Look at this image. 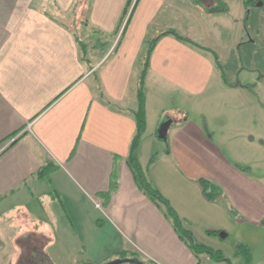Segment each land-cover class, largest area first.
<instances>
[{
  "label": "crops",
  "instance_id": "obj_1",
  "mask_svg": "<svg viewBox=\"0 0 264 264\" xmlns=\"http://www.w3.org/2000/svg\"><path fill=\"white\" fill-rule=\"evenodd\" d=\"M74 1L0 0V264L25 262L32 247L44 252L45 264H104L110 258L116 259L106 264H212L207 255L192 253L137 187L125 157L146 40L173 28L201 44L189 32L205 19L218 24L227 12L207 14L191 0H131L118 28L127 0H89L77 8ZM223 1L229 8L230 0ZM246 3L262 6L264 0H237L249 10ZM75 18L86 61L68 27ZM249 71L238 68L239 75ZM152 77L177 92L183 108L213 103L210 127L205 115L204 125L189 115L171 117L166 146L154 153L144 148L148 108L156 111L157 139L163 121V101L150 95ZM251 78L246 82L256 81L253 90L241 80L225 82L210 51L161 36L144 78L146 130L136 155L197 240L216 243L218 234L207 230H226L221 237L235 231L245 238L248 264H264V175L255 173L264 144V77ZM215 120L217 129L211 128ZM222 146L238 154L234 162ZM48 159L56 169L36 176ZM114 168L118 184L104 202L98 193L109 189ZM199 178L215 182L223 194L207 200ZM21 205L28 208L20 212ZM224 254L232 264L244 262L242 255Z\"/></svg>",
  "mask_w": 264,
  "mask_h": 264
},
{
  "label": "rangeland",
  "instance_id": "obj_2",
  "mask_svg": "<svg viewBox=\"0 0 264 264\" xmlns=\"http://www.w3.org/2000/svg\"><path fill=\"white\" fill-rule=\"evenodd\" d=\"M227 2L229 4V9L227 14L223 15L222 17L223 20L221 22H218V24H216L214 23L213 19H205L204 24H198L197 28L195 27V29L193 31H190L189 33L192 35V37L202 39L201 41L199 40L201 44L203 43V45L205 44L210 45L214 50L218 51L223 65V72H225L226 74V75L224 74V76L226 78H228L230 81L233 82L241 80V82L244 84L246 81H251L252 75L256 77L255 78L256 80L257 77H260L259 76L260 73H264V5L254 7L252 6L251 3H249V5L247 4L245 5L246 7L249 8L248 10L243 7L241 9V7H239L237 4V0H230ZM240 11L243 12L244 15L241 14L240 16H238ZM236 18H237L236 21H232V19H236ZM220 33H222L221 36ZM153 35L157 36L158 32H155ZM250 37L253 38V41L251 42H250ZM236 39L237 41L235 44L233 41ZM107 40L109 41V38L106 37V41ZM84 41L86 40L84 39ZM97 41H98L97 45L103 43L101 39ZM232 51H238L236 54V58H234V56H231L232 54H234ZM241 66L250 70L252 72V75L250 71L242 72V74L239 75L238 68H240ZM147 82H148V86L152 91L150 95L152 97H155L157 95L159 100L163 101L162 102L163 110L160 111L161 118L163 119V121L167 119H171V117L189 115L191 119H195L197 122L203 124L204 122L203 115H205L207 119L206 120L207 126L210 127L209 120H211L212 117L209 115H211V112L214 110L213 103L207 105L201 104L196 109L195 108L190 109L192 107V105L190 104L186 108H183L179 102L180 101L179 95L177 94V92L172 90L171 87H169L168 85H163L162 87L161 84H159V82L155 80L153 77L151 79L148 78ZM250 83H256V81ZM245 84L248 83L246 82ZM158 85L161 88H157ZM253 87L251 88V90H253ZM263 90H264V82L262 83V89H261L262 96L264 94ZM238 100H240L239 97ZM262 106L263 108L261 112L262 114H261L260 129H261V134L264 135V103H262ZM150 108H148V113L150 115L151 112L152 122H151V127H149L148 129L147 136L145 137V143H143V147L145 148L146 145L148 144L147 150L148 148H154L153 150L154 153V151L157 149H163L166 146L165 145L166 143L165 141H163L164 139H160V138L157 139L153 136L152 124L155 122L156 111L154 112V110H152L153 108L152 107ZM245 108H246L245 106H240V108L238 109L242 111L244 116H246L245 114L249 113L248 108L246 109ZM218 124L219 123L216 120L213 121L211 128L213 127L216 128ZM145 130H146V126H145ZM215 139L217 140V138ZM222 149H224L223 152L224 155L231 162H234L235 157L238 154L225 151V148H223V146ZM241 152L242 154H244L243 150H241ZM255 173L259 175H264V144H262L260 165L256 167ZM43 198H46V196H44ZM18 208L20 209V212H22V210H26L28 207L21 205ZM17 214L19 215L20 213ZM209 231L207 230L206 232ZM220 231L226 233V230L220 229ZM211 234H216V233H211ZM217 234L219 237L217 238L218 241L216 243L208 241V243L210 244L209 245L202 241L200 242L212 247L213 249H218L222 251L223 254L226 253L227 255H232V253L234 255V249L236 244L239 242L242 243V239H245L243 237L238 236V234L235 231H230V233L226 234V236L223 237H221L219 233ZM204 256H206V254H204ZM226 257L230 258L229 256ZM115 259L116 258H110L104 264L109 263Z\"/></svg>",
  "mask_w": 264,
  "mask_h": 264
},
{
  "label": "trees",
  "instance_id": "obj_3",
  "mask_svg": "<svg viewBox=\"0 0 264 264\" xmlns=\"http://www.w3.org/2000/svg\"><path fill=\"white\" fill-rule=\"evenodd\" d=\"M89 0H75L73 6L74 8L80 7L81 5H85L88 3ZM196 5L200 6L203 11L207 14L212 13H218V12H228V6L226 2L223 0H214L213 2H203V0H191ZM251 1V0H250ZM131 3V0H127L120 18V23L118 24V28L121 25L123 18L125 14L127 13V10L129 8V5ZM248 4V3H246ZM135 3L133 4L134 7ZM131 13L128 14L124 25L123 30L126 27V24L128 23V20L130 18ZM77 21L76 18L74 21H72L68 27L72 30L74 33V37L78 43V46L80 48V57L82 60L86 61V44L80 40L78 37L77 32ZM80 21V20H79ZM81 23V21H80ZM171 34L176 39L189 44L191 46L201 48L207 51H210L215 59V64L219 68L222 79L226 82L223 68L218 61L217 55L214 50L207 46H203L199 44L198 42L192 40L191 38L182 35L180 32L173 28H168L161 33H159L157 36H154L148 40H146V46L144 48V51L140 57V71L138 73L137 77V87H136V106L132 109H130V112L132 113L134 120H135V130L134 133L130 139L129 147H128V153L125 157L126 163L132 172L134 181L137 185V187L162 211L166 219L170 222L172 225L174 231L178 235V237L188 246V248L192 251V253L196 256H199L200 254H206L210 260L213 262L212 264H215L217 262H222L224 264H232L230 258L226 257L222 251L218 249H213L212 247L198 241L195 236L193 235L192 231L188 229L184 223L182 218L179 216L177 211L173 208L169 200L160 192V190L148 179L145 170L143 169L142 165L140 164L136 151L140 143V139L142 137V134L145 130L146 126V114H145V93H144V78L147 72V69L149 67L150 57L152 50L156 44V42L159 40V38L163 35ZM259 76L262 78L264 77V73H260ZM255 85V83H248L246 84V87L252 88ZM65 91V90H64ZM63 93V92H61ZM60 93V94H61ZM59 94V95H60ZM58 95V96H59ZM58 96H56L54 99H56ZM101 97L102 93H101ZM107 103L109 101L105 100ZM74 152L72 150L71 154ZM154 155H152L149 159V161H153ZM240 168L244 169L242 165H240ZM56 169V165L51 160H46V162L37 170L36 176L38 177H48L49 174ZM198 182L202 186V193L204 197L209 200L213 201L219 196L223 194L222 188L216 184L215 182H212L205 178H199ZM118 184V174L115 168L112 170L110 175V185L109 189L104 192H99L98 196L103 198L104 202H107V200L110 197L111 191H113ZM230 214H233V210H230ZM209 231V230H208ZM220 230H211L210 233H219ZM44 252L37 247H32L29 250H25V262H20L21 264H45L44 263V255L41 254ZM234 255H242L244 258V262L242 264H248L250 262V253L248 250L247 245L243 243H237L234 249ZM197 264H200L198 261Z\"/></svg>",
  "mask_w": 264,
  "mask_h": 264
},
{
  "label": "water",
  "instance_id": "obj_4",
  "mask_svg": "<svg viewBox=\"0 0 264 264\" xmlns=\"http://www.w3.org/2000/svg\"><path fill=\"white\" fill-rule=\"evenodd\" d=\"M170 123H171L170 119L164 120V121L159 123V126L157 128V133H156L158 138H160V139L166 138L167 130H168ZM219 234L223 235L224 232L220 231Z\"/></svg>",
  "mask_w": 264,
  "mask_h": 264
},
{
  "label": "built area",
  "instance_id": "obj_5",
  "mask_svg": "<svg viewBox=\"0 0 264 264\" xmlns=\"http://www.w3.org/2000/svg\"><path fill=\"white\" fill-rule=\"evenodd\" d=\"M29 127H30V125H28V126H27V128H29ZM96 205H97V206H99V204H98V203H96Z\"/></svg>",
  "mask_w": 264,
  "mask_h": 264
}]
</instances>
